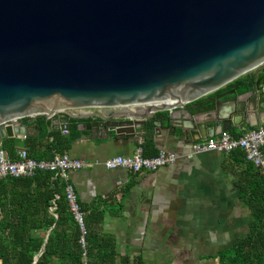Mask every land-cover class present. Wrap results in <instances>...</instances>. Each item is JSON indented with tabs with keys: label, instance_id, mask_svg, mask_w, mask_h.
Here are the masks:
<instances>
[{
	"label": "water",
	"instance_id": "water-1",
	"mask_svg": "<svg viewBox=\"0 0 264 264\" xmlns=\"http://www.w3.org/2000/svg\"><path fill=\"white\" fill-rule=\"evenodd\" d=\"M77 108H97L69 116L104 139L264 127V0H0V140L37 117L68 129L57 112Z\"/></svg>",
	"mask_w": 264,
	"mask_h": 264
},
{
	"label": "crops",
	"instance_id": "crops-1",
	"mask_svg": "<svg viewBox=\"0 0 264 264\" xmlns=\"http://www.w3.org/2000/svg\"><path fill=\"white\" fill-rule=\"evenodd\" d=\"M230 88L223 86L215 96ZM35 120L26 124H38ZM163 126L151 142L155 150L174 152L177 159L173 164L139 173L96 165L70 171L69 182L86 212L91 208L103 211L95 229L114 237L119 256L141 257L149 264H216L220 251L249 232L253 219L248 201V182H253L247 172L249 163L239 150L187 157L193 141L173 137L168 122ZM256 127L257 121L251 120L228 132L239 136ZM77 129L81 133L67 149L72 157L101 161L116 154L130 155L140 143L124 136L92 137L90 131ZM38 131L30 129L26 136ZM53 131L62 133L60 129L49 132ZM220 133L217 129L214 136ZM175 134L180 135V130L176 128ZM3 140L13 141L15 151L27 146L22 136L3 138L0 143ZM51 140L52 136L35 140L36 147L30 149L34 157L50 158L54 154L47 149Z\"/></svg>",
	"mask_w": 264,
	"mask_h": 264
},
{
	"label": "trees",
	"instance_id": "trees-1",
	"mask_svg": "<svg viewBox=\"0 0 264 264\" xmlns=\"http://www.w3.org/2000/svg\"><path fill=\"white\" fill-rule=\"evenodd\" d=\"M246 78L247 75L238 77L226 86L233 87ZM217 92L219 89L198 98L196 103L205 106L207 99L211 103ZM80 121L82 119L67 118V133H47L44 118L37 117L38 133L26 136L23 144L34 157L30 149L36 147L35 140L39 142L52 136L48 151L62 154L80 135L77 129ZM1 145L12 158L15 156L13 141L3 140ZM141 146L144 156L158 151L153 148L151 139L142 141ZM248 169L253 177V182H248V201L253 214L249 232L230 248L220 251L216 264H264V173L251 163ZM64 187V180L51 171H36L28 177L0 178V264H149L141 257L119 256L114 237L96 231L95 224L103 219L101 210L91 208L86 212L79 205L85 229L82 234L69 209Z\"/></svg>",
	"mask_w": 264,
	"mask_h": 264
},
{
	"label": "built area",
	"instance_id": "built-area-1",
	"mask_svg": "<svg viewBox=\"0 0 264 264\" xmlns=\"http://www.w3.org/2000/svg\"><path fill=\"white\" fill-rule=\"evenodd\" d=\"M97 108H77L75 110H60L57 114L63 118H71L69 114L83 115L95 111ZM62 133H67V129H62ZM26 136H22L24 139ZM264 127L249 128L239 136H232L228 131L221 132L204 140L194 141L191 144L187 157L215 151L228 154L239 150L244 159L251 163L253 167L264 173ZM177 155L168 150L159 149L155 155L144 156L141 142L138 143L130 155L116 154L101 161L88 160L72 157L67 151L62 154L54 153L50 158L38 159L29 155L26 148L17 149L12 158L0 143V178L4 177H28L36 171H51L55 176H59L65 182V198L70 211L74 214L82 234L85 233L83 226V212L80 210L73 185L69 182V172L84 168H91L102 165L106 169L121 168L131 173L155 170L161 166L173 164ZM52 209V208H50ZM81 245L84 240L81 237Z\"/></svg>",
	"mask_w": 264,
	"mask_h": 264
},
{
	"label": "rangeland",
	"instance_id": "rangeland-1",
	"mask_svg": "<svg viewBox=\"0 0 264 264\" xmlns=\"http://www.w3.org/2000/svg\"><path fill=\"white\" fill-rule=\"evenodd\" d=\"M20 144V143H19ZM156 264H169V263H161V262H157Z\"/></svg>",
	"mask_w": 264,
	"mask_h": 264
}]
</instances>
